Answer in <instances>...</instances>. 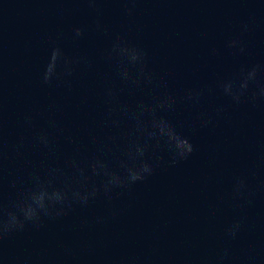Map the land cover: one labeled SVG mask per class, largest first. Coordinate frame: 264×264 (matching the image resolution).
I'll return each instance as SVG.
<instances>
[{"label": "water", "instance_id": "water-1", "mask_svg": "<svg viewBox=\"0 0 264 264\" xmlns=\"http://www.w3.org/2000/svg\"><path fill=\"white\" fill-rule=\"evenodd\" d=\"M0 264H264V0H0Z\"/></svg>", "mask_w": 264, "mask_h": 264}, {"label": "clouds", "instance_id": "clouds-1", "mask_svg": "<svg viewBox=\"0 0 264 264\" xmlns=\"http://www.w3.org/2000/svg\"><path fill=\"white\" fill-rule=\"evenodd\" d=\"M188 150L191 151V146H189V149Z\"/></svg>", "mask_w": 264, "mask_h": 264}]
</instances>
